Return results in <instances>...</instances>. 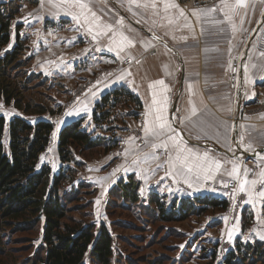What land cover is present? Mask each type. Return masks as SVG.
Instances as JSON below:
<instances>
[{"label":"rangeland","instance_id":"obj_1","mask_svg":"<svg viewBox=\"0 0 264 264\" xmlns=\"http://www.w3.org/2000/svg\"><path fill=\"white\" fill-rule=\"evenodd\" d=\"M3 1L8 0H0ZM26 2L31 3L32 8L28 7L26 10ZM38 2L16 1L20 6L13 22L10 45L15 38L14 28L20 24L21 37L26 43L24 56L30 57L29 70L41 74L28 84L26 95L34 101L44 103L54 113L28 115L0 100V115H4L7 120L15 115L25 116L30 120L50 119L55 123V127L57 126V132L60 129H57L58 126L63 124L64 114L77 104L85 91L79 97H76V93L80 92L83 85L88 87L94 84L97 75L103 73L104 65L98 63L96 67L91 68L92 61L101 55L93 51V44L87 36L75 38L59 34L60 30L69 24L66 21H31L34 15L31 14V9H36ZM263 15L264 12L258 21L260 28L264 26ZM44 25L48 26L49 31L44 30ZM7 48H10L9 45ZM76 76H79V79L81 77L82 82L79 81L81 83L75 87L68 86L66 83L72 82ZM128 111L127 107L116 109L112 118L115 120L112 122L107 121L99 125L92 122L91 125L83 123V127L94 135L111 138L110 142L114 141L113 139L118 141L109 151L106 152L102 148L81 154L75 151L74 160L62 166L55 132L38 162L39 167L43 164L50 165L52 175L64 167L67 180L63 183L62 192L66 194V205L72 219L83 225L92 224L96 233L101 224L108 227L113 237L114 253L111 264H126L125 262L129 261L134 264H221L226 252L233 248L238 240L247 242L260 237V240L264 241L261 239L264 226L256 223L252 206L248 203L245 205V202L243 205L241 192L233 193L237 181L227 175L226 170H230V166L218 173L214 181L193 178L191 187L180 178L181 181H174L171 175H166L167 165L163 162L167 156L164 151L152 148V143L156 142H153L152 137L148 138V143L144 142L142 128L146 117L143 108L138 117L130 116ZM130 137L134 140L129 141ZM233 146L231 145V150L234 151ZM234 148L236 151L235 146ZM153 153L160 159H152ZM240 155L245 157L242 153ZM162 158L161 174L158 172L156 176V161H161ZM129 176H133L140 183V200L137 203L123 200L119 196L118 187H114L120 178L127 180ZM109 179L111 181H108ZM225 183L227 187H224ZM154 193L165 197L167 201L196 194H218L229 200V206L226 209H210L202 215H192L186 220L169 222L156 213V206L152 202ZM97 200L100 201L99 204L96 203ZM246 207L248 213L253 214L251 223L244 227L242 211ZM41 230L40 222L28 232H10L5 240L13 259L5 256L0 258V264H25L35 258L40 252ZM7 233L9 232L6 231ZM85 262L92 264L89 256Z\"/></svg>","mask_w":264,"mask_h":264},{"label":"crops","instance_id":"obj_2","mask_svg":"<svg viewBox=\"0 0 264 264\" xmlns=\"http://www.w3.org/2000/svg\"><path fill=\"white\" fill-rule=\"evenodd\" d=\"M38 1L36 9H31V14L36 15L35 17L32 15L31 21H43V23L55 20L66 21L69 24H66V27H63L59 34L70 35L75 38L87 36L93 44V51L101 55L92 61L91 68L96 67L95 65L98 63L104 65L103 75H98L95 83L86 87L84 96L68 111L73 114L67 115L68 112H66L62 118L63 124L57 129H61L67 122L80 117L85 118L84 124L89 123L88 125H91V122L95 124L92 119L95 103L100 100L103 93L119 86L130 89L140 97L145 114L146 105L150 106L152 101L153 90L149 88V84L163 79L170 89L166 93L168 105L165 115L172 122L179 135L187 141L188 147L200 152L210 149V154L222 162L237 158L230 156L223 150L230 153L237 152L233 143V121L237 112V103L241 102L244 110L242 109L241 112L239 133L236 135V139L242 149L245 148L240 143L241 135L244 136L243 145L251 142L255 150L264 148V118H261V114H264V79H261L264 77V57L259 56V52L264 51V26L261 33L250 43V46H247L248 39L264 12L263 0H248V7L240 9L238 14L233 17L237 27L234 34L227 22L212 24L204 19L197 22L191 16L192 9L212 7L218 4L220 0H204L196 7L186 6L176 0L180 8L184 9L189 16V20L195 29L194 33L182 28L185 22L183 19L177 24L169 25L166 19H162L164 16L162 10L159 16H154L151 9L134 8V11L139 14L133 15L128 10V5L124 0H91L92 9L102 18L103 22L114 25V30L123 31L126 36L134 41V46L125 47L120 52L119 57L115 51H108L110 46H114L109 38L111 33L98 36L96 40H93L92 36L87 33L83 22L79 25L76 24L71 16L65 14L64 9L59 10L58 15H52V13L57 12V9L52 8L48 0H44L43 7H41L40 0ZM25 5L26 10L33 6L28 2ZM73 11L79 10L74 9ZM173 15H176L175 10H173ZM121 17L124 19L123 28L116 23ZM213 18L224 19L220 12L215 13ZM242 18L244 22L241 25ZM153 21L156 23L153 24ZM45 29H49L47 25H44ZM202 30L203 34H201ZM153 35L160 37V39L153 40ZM193 35H195V39L192 38ZM181 36H188L189 38L184 41L180 39ZM117 39L119 38L117 37ZM145 42H151L153 47L146 48ZM205 49L209 51L206 52ZM249 56H251V60H249ZM229 61L234 68L239 69L238 72L229 70ZM245 63L249 65L252 83H245L244 81L241 66ZM252 64H255L256 67L252 68ZM164 65L168 66L169 75H165ZM125 73H130V75H125L124 79H119ZM80 79L79 76H76L73 79L74 82L68 81L66 84L75 87L76 84L82 82ZM189 85H191L192 93L189 92ZM238 86L242 87L241 90L237 88ZM253 93L255 95H252ZM190 100L195 104L198 112L191 119H186L190 115ZM85 106H87L86 111L83 110ZM55 129L53 133L56 132ZM59 131L56 132V142ZM196 142L201 144H196ZM231 145H234V151L229 150ZM169 147L171 148V144ZM160 150L163 151V149ZM238 157L243 161L242 167L247 166L252 170L248 179L256 178L253 173L259 171L257 158ZM162 162L163 158L161 161H156V176L160 172V167L157 165L162 164ZM229 166L231 168V165L225 164L221 172ZM172 179L174 181L180 180L179 177L174 178L173 176ZM204 181L209 182L214 181V179ZM259 189L260 185L258 184L256 191ZM240 195L244 205L247 193L241 192ZM251 208L255 211L256 223L264 226V222H261L264 221V201L257 202L256 207L253 208L252 206ZM256 238L260 239V237Z\"/></svg>","mask_w":264,"mask_h":264},{"label":"trees","instance_id":"obj_3","mask_svg":"<svg viewBox=\"0 0 264 264\" xmlns=\"http://www.w3.org/2000/svg\"><path fill=\"white\" fill-rule=\"evenodd\" d=\"M16 1L0 2V100L28 115L54 113L44 103L26 95L28 84L41 74L29 70L30 57L24 56L26 43L21 37L20 24L15 26L14 42L7 48L12 41L13 22L20 6ZM125 107L130 116L138 117L143 103L137 94L124 86L112 88L95 103L93 122L96 125L112 122L116 109ZM84 119L69 121L59 131L57 150L62 166L74 160L75 151L81 154L102 148L107 152L118 144L115 139L110 142L111 138L88 131L83 127ZM54 129L55 123L50 119L30 120L15 115L7 120L0 115V258H12L5 240L10 232H28L41 222L40 252L25 264H86L87 256L92 264H111L113 237L108 227L101 224L96 233L92 224L83 225L69 215L66 194L62 192L67 180L64 167L52 175L50 165H38ZM139 186L140 183L129 176L127 180L120 178L114 187H118L123 200L137 203ZM152 202L159 217L169 222L229 206L226 197L211 193L177 197L171 201L154 193ZM252 214L248 213V207L243 209L244 227L251 223ZM216 255L215 252L214 257ZM125 263L134 264L132 261ZM221 264H264V241L238 240L226 252Z\"/></svg>","mask_w":264,"mask_h":264},{"label":"snow or ice","instance_id":"obj_4","mask_svg":"<svg viewBox=\"0 0 264 264\" xmlns=\"http://www.w3.org/2000/svg\"><path fill=\"white\" fill-rule=\"evenodd\" d=\"M124 2L127 3L128 10L131 11L133 15L139 14L134 11V8L144 10L151 9L154 16H159L160 11L162 10L164 13L162 19H166L169 25L177 24L183 19L185 22L183 23L182 28L187 29L192 33L195 31L193 24L189 20V16L184 9L180 8L176 0H124ZM48 3L52 8L57 9V12L52 13V15H58L59 10L64 9L65 14L71 16L76 24L79 25L83 22V25L86 26L87 33L92 36L93 40H96L98 36L111 33L109 38L111 44L114 46H110L108 51H115L118 57L125 47L134 46V41L126 36L123 31H116L114 30V25L102 21V18L92 9L91 0H48ZM40 4L41 7H43L44 0H40ZM247 7L248 0H220L218 4H215L212 7L192 9L191 16L194 17L197 22H200L202 19L212 24H223L227 22L234 34L237 31V27L233 21V17L238 14L240 9H245ZM74 9H78L79 11H73ZM173 10H175V16L173 15ZM217 12L222 13L224 17L223 20L213 18L214 14ZM243 22L242 18L241 25ZM116 23L123 28V17L118 19ZM137 23H139V21H137ZM155 23L156 21H153V24ZM221 31H223V29H221ZM201 34H203V30ZM165 35H168V33H165ZM117 37L119 39H117ZM188 38V36H181L180 39L187 41ZM192 38L195 39V35H193ZM152 39L159 40L160 37L153 35ZM173 39H175V36H173ZM9 47H11V45H9ZM145 47H153V45L151 42H145ZM165 47H167L166 44ZM169 51L171 50L169 49ZM205 51L207 52L209 50L205 49ZM229 51H231V49H229ZM259 56L264 57V51H260ZM249 60H251V56H249ZM241 67L243 68L245 83H252L253 80L249 75L248 63L243 64ZM251 67L255 68L256 65L252 64ZM228 68L232 72L239 71L238 68L233 67L231 61H229ZM167 69L168 66L164 65L165 75L170 74ZM125 75H130V73L122 74L119 79H124ZM261 79H264V77H261ZM149 88L153 91L151 105H146V119L142 128L144 132V142L148 143V138L152 137L157 141L152 143V148L163 149L167 156V159L163 162L167 165L166 175H171L174 178L179 177L191 187V181L193 178L196 180H200L201 178L204 180L215 179L216 175L221 172L224 165L229 164L231 165V168L230 170H226L227 175L237 181V187L233 189V193L237 191L246 192L247 200L244 202L251 204L253 208L256 207L257 202L264 201V154L256 152L257 168L259 171L253 173L256 178L248 179V175L252 170L247 168V166L242 167L243 161L240 160L239 157L222 162L220 159L210 154V149L200 152L194 148L188 147L187 141L179 135L173 127L172 122L169 121L165 115L168 105V97L166 93L170 91L165 84V81L163 79L156 80L149 84ZM189 92L192 93L191 85H189ZM252 95H255V93ZM189 103L191 105L190 115L186 117V119H191V117L196 116L198 112V109L191 100ZM0 109H2V105H0ZM83 110L86 111L87 106H85ZM9 114L10 113H5V115ZM72 114L71 111L67 113V115ZM148 117H152V119H148ZM261 118H264V114H261ZM53 136H55V133H53ZM132 140H134V138L130 137L129 141ZM243 140L244 136L241 135L240 143L244 146L245 151H255L251 142L247 145H243ZM170 144L171 148L169 147ZM229 150L231 151V148ZM125 151L127 152V150ZM152 159L159 160L160 158L153 153ZM53 166L55 167V165ZM162 166V164L157 165V167ZM258 184L260 185V189L256 191ZM224 187H227L226 183L224 184ZM96 203L99 204L100 201L97 200ZM261 239H264V235H261Z\"/></svg>","mask_w":264,"mask_h":264},{"label":"water","instance_id":"obj_5","mask_svg":"<svg viewBox=\"0 0 264 264\" xmlns=\"http://www.w3.org/2000/svg\"><path fill=\"white\" fill-rule=\"evenodd\" d=\"M263 20H264V15H263ZM260 29V25H257L255 27V30L251 33L249 39H248V43L247 46H250V43L255 39V37L257 36V32ZM247 55V52H246ZM237 88H240L241 90V86H238ZM238 107H237V112L233 121V143L235 144L236 148H237V152L235 153H230L227 150H223L224 152L228 153L230 156L233 157H238L240 156V153H242L244 156H246L247 158H256V152H260L262 154H264V148H260L257 149L255 151H245V149H242V147L240 146L239 142L236 139V135H238L239 133V122L241 120V112H242V104L241 102H238ZM190 140V139H189ZM196 144H201L200 142H196Z\"/></svg>","mask_w":264,"mask_h":264},{"label":"built area","instance_id":"obj_6","mask_svg":"<svg viewBox=\"0 0 264 264\" xmlns=\"http://www.w3.org/2000/svg\"><path fill=\"white\" fill-rule=\"evenodd\" d=\"M182 4L186 5V6H191V7H196L198 6L200 3L204 2V0H179ZM98 76V75H97ZM89 83L91 84V80L89 81ZM87 85H83L81 87L80 92L76 93V97L81 96V94L86 90ZM244 110V108H242ZM141 136V135H140Z\"/></svg>","mask_w":264,"mask_h":264},{"label":"bare ground","instance_id":"obj_7","mask_svg":"<svg viewBox=\"0 0 264 264\" xmlns=\"http://www.w3.org/2000/svg\"><path fill=\"white\" fill-rule=\"evenodd\" d=\"M263 18V17H262ZM264 21V20H263ZM262 27L258 30V32H257V35H259L260 33H261V31H262ZM252 45V44H251ZM264 152V151H263ZM241 156V155H240Z\"/></svg>","mask_w":264,"mask_h":264}]
</instances>
